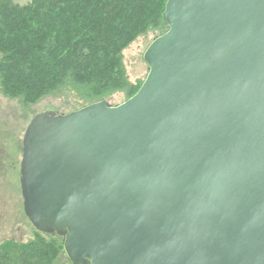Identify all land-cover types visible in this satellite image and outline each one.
<instances>
[{
  "label": "water",
  "instance_id": "water-1",
  "mask_svg": "<svg viewBox=\"0 0 264 264\" xmlns=\"http://www.w3.org/2000/svg\"><path fill=\"white\" fill-rule=\"evenodd\" d=\"M139 90L23 138L24 212L71 264H264V0H167Z\"/></svg>",
  "mask_w": 264,
  "mask_h": 264
},
{
  "label": "trees",
  "instance_id": "trees-1",
  "mask_svg": "<svg viewBox=\"0 0 264 264\" xmlns=\"http://www.w3.org/2000/svg\"><path fill=\"white\" fill-rule=\"evenodd\" d=\"M166 3L25 0L21 4L0 0L4 94L33 104L70 82L91 103L117 92H124L129 99L142 82L128 81L122 51L149 31H167L162 18ZM54 236L58 240L38 234L26 243L3 241L0 264H55L64 248L63 238Z\"/></svg>",
  "mask_w": 264,
  "mask_h": 264
},
{
  "label": "rangeland",
  "instance_id": "rangeland-1",
  "mask_svg": "<svg viewBox=\"0 0 264 264\" xmlns=\"http://www.w3.org/2000/svg\"><path fill=\"white\" fill-rule=\"evenodd\" d=\"M18 1L25 4V0ZM161 33L149 31L123 49L122 62L130 83L139 84L146 78L149 69L143 58L144 53ZM2 57L0 53V60ZM107 100L115 106L126 100V94L117 92L107 97ZM89 104L91 102L82 96L81 89L70 82L58 91L28 104L22 98L5 95L0 79V244L6 240L26 243L34 240L38 234L48 240L56 238L54 235L38 232L24 212L20 182L23 138L28 125L37 114L51 110L60 114L69 113ZM55 264H71L64 249Z\"/></svg>",
  "mask_w": 264,
  "mask_h": 264
}]
</instances>
